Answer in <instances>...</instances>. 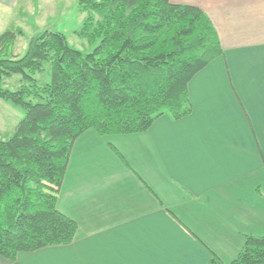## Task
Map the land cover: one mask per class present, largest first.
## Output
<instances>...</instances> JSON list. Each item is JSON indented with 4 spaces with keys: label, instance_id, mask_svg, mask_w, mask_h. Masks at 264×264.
Listing matches in <instances>:
<instances>
[{
    "label": "crops",
    "instance_id": "obj_1",
    "mask_svg": "<svg viewBox=\"0 0 264 264\" xmlns=\"http://www.w3.org/2000/svg\"><path fill=\"white\" fill-rule=\"evenodd\" d=\"M170 1L199 7L222 49L189 83L191 113L80 134L56 203L74 240L0 264L227 262L264 233V0Z\"/></svg>",
    "mask_w": 264,
    "mask_h": 264
},
{
    "label": "trees",
    "instance_id": "obj_2",
    "mask_svg": "<svg viewBox=\"0 0 264 264\" xmlns=\"http://www.w3.org/2000/svg\"><path fill=\"white\" fill-rule=\"evenodd\" d=\"M85 13L75 33L94 46L83 53L60 32L44 29L18 56L21 30L0 33V98L24 116L0 139V256L71 243L77 222L57 208L69 154L80 134H130L162 115L191 113L189 83L222 53L217 32L197 6L170 0H78ZM50 81L39 82L44 63ZM20 75V85L2 86ZM264 264V233L246 234L230 261Z\"/></svg>",
    "mask_w": 264,
    "mask_h": 264
},
{
    "label": "rangeland",
    "instance_id": "obj_3",
    "mask_svg": "<svg viewBox=\"0 0 264 264\" xmlns=\"http://www.w3.org/2000/svg\"><path fill=\"white\" fill-rule=\"evenodd\" d=\"M78 0H19L13 8L0 6V33L6 30H21L17 36L14 53L21 56L27 47L29 38L44 29L62 32L68 42L83 53L92 51V45L79 37L75 30L81 25L85 13L77 5ZM82 17V18H81ZM42 73L35 77L39 82L50 81L48 63H44ZM20 75L3 77L2 86L14 90L20 85ZM24 116V110L10 101L0 98V139H7L16 124Z\"/></svg>",
    "mask_w": 264,
    "mask_h": 264
}]
</instances>
